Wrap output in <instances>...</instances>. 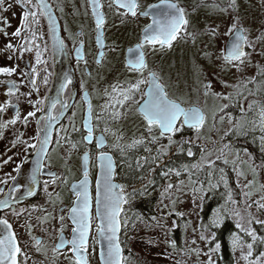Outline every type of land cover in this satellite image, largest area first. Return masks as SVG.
<instances>
[{
	"label": "rangeland",
	"instance_id": "1",
	"mask_svg": "<svg viewBox=\"0 0 264 264\" xmlns=\"http://www.w3.org/2000/svg\"><path fill=\"white\" fill-rule=\"evenodd\" d=\"M177 2L186 10L185 15L190 21L187 33L194 34L195 40L183 32L176 41H173L170 48L155 47V50L148 48L144 52L148 70L157 72L170 98L183 101L184 107L195 105L203 110L207 117L204 129L199 134L185 128L177 132L173 136V141L182 145L178 154L173 155L175 153L169 152V145L174 143L169 144L167 136L160 137L156 128H153L151 134L148 133L142 117L135 111L138 105L131 104L132 110H129L128 105L124 108L115 105L117 111L124 113L117 120L110 119V112H103L102 106L110 102L109 94L118 95V92H113V85L127 87L128 82H135V74L130 73L123 63L124 51L131 43L122 35L124 22L117 23V26L110 23L106 25L107 34L111 36L109 39L113 38V41H107L108 52L98 69L94 129L106 138L107 144L103 151L110 153L118 161V177L123 178L124 187L130 193V198L142 195L144 188L150 186V183L155 186L151 194L157 202L155 215L150 221L139 218L130 209L129 223L123 235L128 243L127 249L133 253H146L148 257L143 260V264H208L209 257L212 264H215L214 252L217 249L215 245L210 246L213 236L208 230L200 231L199 210L205 191L200 181L195 182L191 179L190 170L199 171L201 167L211 168L217 165V168L210 169L215 170L211 178L210 173H207L206 186L213 187L218 185V182L225 186V181L228 180L227 171L217 162L227 159L232 166L236 187L231 191L230 219L236 227L239 224L241 227L238 229L245 233L256 225L255 219L264 220V209L257 210L255 203L259 201L264 204V199H261L264 197V164L255 162L247 150L239 151L232 148L230 142L232 140L229 138L235 129L237 131V122L239 127L243 126V123H250V128L252 121H256L254 126H259L257 113L263 103L255 99L252 93L249 94L247 86L251 84L249 80L253 81L256 78V73L264 72V0H236L235 7L230 6V0H177ZM214 3L218 4H215L216 8L212 7ZM237 22L239 27L246 30L244 34L248 36L249 41L254 43L253 48H248L251 63L241 65V71L224 65L222 59H218L224 53L229 39V36L225 35L226 31ZM212 29H215V36L209 34ZM120 34L123 41H116L115 38ZM257 37L262 39L257 42ZM206 83L211 85L207 96L204 95ZM225 84L229 86L225 87ZM235 85L239 87H233ZM262 88L264 89V85ZM214 94L230 96V99H220ZM111 102L115 104V101ZM249 104L253 105L251 110L248 109ZM224 105L227 107L220 112ZM214 114L217 116L215 121L212 118ZM220 116L224 117L223 122L220 121ZM229 119L232 120L231 124ZM72 123L71 120L65 127L56 131L50 151L51 160H56L55 169L61 167L60 172L66 171L69 167L73 168L80 161V153H75L64 144V135H69L73 130ZM105 126L110 132H103ZM118 136H122L123 139L117 140ZM152 136L157 137V142H151ZM141 138L144 141L142 144L131 149L127 147L133 140ZM186 138L193 144L187 145ZM182 139L186 141L183 142ZM116 144L120 147H114ZM261 146L264 149L262 138ZM183 147L187 148L185 152L181 150ZM120 148L124 151L121 152ZM188 149H191L192 156L188 155ZM14 154L19 158L20 151ZM137 161L141 167H137ZM210 162H214L211 167ZM194 165L197 167H193ZM176 172L180 175L176 176ZM66 173L69 174L66 177H70V181L77 176L75 172ZM61 179H49L47 182L55 185L61 182ZM169 183L178 188L174 187L166 192ZM250 218H253L252 224L248 223ZM179 219H183V247L180 251L169 253L167 248L171 244L172 231ZM201 235L205 239H200ZM232 249L235 264H257V261L264 264V257L252 259L248 256L247 245L239 241ZM164 252L169 256L167 260L156 257L164 256ZM138 259L141 261L143 257Z\"/></svg>",
	"mask_w": 264,
	"mask_h": 264
},
{
	"label": "flooded vegetation",
	"instance_id": "2",
	"mask_svg": "<svg viewBox=\"0 0 264 264\" xmlns=\"http://www.w3.org/2000/svg\"><path fill=\"white\" fill-rule=\"evenodd\" d=\"M8 2L12 3L13 7L7 12L0 9V17H7L11 24V27H6L0 23V27H6V31L9 33L7 37H5L3 33H0V68L6 67L15 69V71L11 76L0 74V105H6L5 111L0 113V123L15 118L16 111L20 112L21 119L17 121L16 125H8L7 128L0 130L2 131V134H0V181H7L6 184L0 183V189L3 190L0 192V200H2L7 193L8 196L13 197L11 200L29 196L28 192H25V189L31 182L30 176L28 172H26L25 175L20 178L19 173L24 164L29 161V157H31L36 150L27 148V145L24 143H16L15 147H13L17 138L19 137L28 143L37 144L38 147L39 144L33 139V137H35L39 129L44 126L45 122L41 117L48 115L49 111L53 116H59L61 114H64V116L60 124L52 133L48 154L43 162V168L54 170L56 174L54 176L40 174L39 189L34 197L13 206L0 209V219H7L17 235L18 241L23 250L20 257L22 264H24L25 261L26 264H74V256L70 251V246H66L59 252H54L53 249L60 243L61 235H63L65 240L72 239L73 233L71 229L74 225L69 218V213L76 200V195L71 190V185L75 182H79L83 178L81 161L86 152L90 158L87 167L90 180V192L93 197V223L90 237L95 236L97 220L95 219L94 188L98 170L97 156L101 152L96 146L98 133L94 129V120L97 109V100L95 96L99 80L98 69L108 52L107 41H113V38L109 39L111 36H108L107 34L106 25L107 23H110L111 25L117 26V23L124 22V34L122 35H125L127 39L126 41H131L126 47L123 56V63L126 67V52L140 43L143 35L142 30L147 24L151 23V17H145L143 15H138L137 17H132L131 15L125 16L122 15L125 10L118 8L115 5L114 0H98V3L101 5V7H99V12L105 21L101 28L103 30L102 37L104 41L103 56L98 58V30L96 28V16L93 14L91 0H46L52 10L56 27L59 28V38L63 42L64 50L71 62L74 73V76L68 75L66 77L67 79L64 78L66 87L63 88V92L58 99L59 102L56 104V107L52 109L49 105L51 101L50 92L54 82L53 39L48 28V20L45 17H40L39 25H33V29L36 31L38 38L35 40V43L31 45V52L23 51L21 46H28L25 45V39H30V33H22V36L25 39L11 36V33L19 26L22 17V9L19 5L14 3V0H8ZM159 2L160 0H138L140 8L137 9V11L138 13H141L147 10L149 5L157 4ZM172 2L183 7L177 2V0H172ZM96 11L98 12V10ZM115 40L121 41V34L119 37L115 38ZM8 43L13 44L17 51L13 52L12 50L7 49L6 45ZM155 47L160 48L159 45H156ZM148 48L151 49L152 47L146 46L144 51ZM78 50L80 52V58L77 56ZM37 51L40 52V58L42 61L39 64L36 61ZM9 57H11V59H9ZM145 59L147 62L146 55ZM33 69H35V72H33ZM148 71L155 72L152 69ZM155 73L158 75L157 72ZM147 74L148 72L145 73V77H147ZM45 77H47V83L44 82ZM33 80H35V86L32 84ZM159 82L161 83L160 79ZM12 85L16 86L15 94L9 95V88ZM74 88L76 89V92L74 100L72 101ZM85 94H87L88 101L91 102L93 110L91 123L94 131L91 144H88L83 140V137L87 135V132L83 129L85 113L88 107L87 102L84 99ZM239 96L240 94H238V97ZM38 100L42 103L36 104V101ZM63 103L68 105L67 108L63 107ZM262 105L264 106V104ZM37 108H43L44 110L37 111L36 117H29L28 124L25 126L23 123V117L30 111H36ZM71 120L73 121V130L69 135H64V144L66 147L72 148L75 153H80V161L77 162L73 168L69 167L66 170L67 172L77 173L76 178L70 181V177H66L69 176L68 173L65 174L66 171H59L61 167L58 170L55 169L57 166L55 163L56 160H51L50 151L56 131L65 127ZM37 121H39V125ZM21 133H23L22 136ZM73 144L76 145L75 148L72 147ZM17 151H20L19 158L14 154ZM5 161L8 162L5 163ZM117 162L118 161L116 160L117 167L115 181L120 185H124L123 178L121 179L118 177L119 166ZM17 167L20 168L19 172L15 171ZM54 178L62 179L61 182L55 185L47 183V190H45V182ZM153 185V183H150V186L144 188L143 194H140L139 197H131L133 198L132 201H130L131 198L129 195V203L124 206L128 218L130 216V202L136 201L140 197L155 198L151 194L153 189H155V186ZM13 187L18 190L13 191ZM22 193L25 195H21ZM126 193L128 192L126 191ZM14 213H19V215ZM134 214L137 216L138 213ZM61 215L64 217L63 221L60 219ZM123 215L124 214H122V219ZM29 225H31L30 229ZM61 228H63V233H61ZM125 229L126 227L121 228L120 241L121 246L124 249V255H129V250L127 249L128 243L123 236ZM33 238L41 241L38 246L39 251H37V245ZM173 242V236L171 235V244L167 248L169 253L177 251L176 246H172ZM95 247L97 250L96 253L89 256L90 264H99L98 244L95 245ZM91 250L92 240L90 238L89 251L91 252ZM23 253H27V256L25 257ZM140 255H142L141 258L143 257L142 262L148 257L144 252ZM156 257L158 259L160 257L167 260L169 256L164 252V256L160 255Z\"/></svg>",
	"mask_w": 264,
	"mask_h": 264
},
{
	"label": "snow or ice",
	"instance_id": "3",
	"mask_svg": "<svg viewBox=\"0 0 264 264\" xmlns=\"http://www.w3.org/2000/svg\"><path fill=\"white\" fill-rule=\"evenodd\" d=\"M93 5V14L96 16V28L100 30L105 21L101 14L96 10L101 7L98 3V0H91ZM16 5H19L22 9V17L19 22V26L11 33V36L25 39L22 36V33H30V39H25V45H22L23 51H32V44L35 43V40L38 38L36 31L33 29V25H39L40 17H45L48 20V28L52 34V39L54 46L58 49L63 48V42L60 40L57 33L56 22L52 15V10L46 0H14ZM114 3L118 8L124 9L125 11L122 15H131L132 17H137L138 15H143L145 17H151V23L147 24L142 30V39L140 43L136 45L134 49L130 48L128 51L130 54L135 55V59L128 60L126 67L129 72L135 74V82H128L127 87L113 85V92H118V95H110V102L102 106L103 112H110V119L117 120L121 118L124 113L117 111L115 105H119L121 108H124L125 105H128L129 110L131 109V104H136L138 107L135 111L142 117L146 130L149 134L152 133L153 128L159 130V136L165 137L167 134V139L169 144L174 143L173 136L180 131H183L185 127L194 130L196 133H200L207 122V117L202 109L197 106L184 107L183 101H178L177 99L170 98L168 92L165 90V87L159 82V77L155 72L148 71V64L145 59L144 49L146 46H150L155 50V46L159 45L161 49L164 47H171L172 42L177 39L181 32H184L188 35H191L193 40H195V35L192 33H187V28L189 26V19L185 15V8L180 7L177 3L172 2V0H160L159 4L149 5L147 10L138 13L137 9L140 8L138 0H114ZM7 5V6H5ZM236 0H230V6L235 7ZM11 7L12 3H9L8 0H0V9L4 12H7ZM213 8H216L217 5L213 4ZM62 11V9H61ZM221 11H226V9H221ZM0 23L6 27H11V24L7 17H0ZM6 27H0V33H3L5 37L9 35L6 31ZM245 29L238 26L237 23L228 28L225 35L231 38L230 45L226 46L225 52L222 53L218 59H222L224 65L235 68L237 71H241V65L246 63H251L250 53L246 51L248 48H253L254 43L250 42L248 36L245 35ZM210 35L215 36V29L210 30ZM42 38V37H41ZM262 38L257 37V42ZM100 36H97V43L99 44ZM82 47V45H81ZM7 49L12 50L13 52L17 51L13 44L8 43L6 45ZM38 48V45H37ZM77 56L80 58V52L77 51ZM103 53H101V57ZM11 59V57H9ZM36 61L41 63L40 52H36ZM259 68V66H257ZM15 69L10 68H0V74H6L11 76ZM148 72L147 77H145V72ZM35 72V69H33ZM260 75H264V72H259ZM67 79V78H66ZM44 82L47 83V77L44 78ZM70 82V81H68ZM252 83V80L248 81ZM33 86H35V80L32 81ZM146 86V87H142ZM229 85L225 84V87ZM66 87L65 85L61 86ZM204 95H208V90L211 87L210 84H205ZM233 87H239L235 85ZM16 86L12 85L9 88V95H14ZM139 94V99L137 95ZM251 94V93H249ZM218 95L220 99L228 100L230 96ZM242 95V94H241ZM85 101L87 102V116L85 119L84 127L87 131V135L83 137V140L88 144H91L93 141V126H92V104L88 101V96L85 94ZM111 101H115L113 104ZM59 101H53L52 109L56 107V104ZM41 101H36V104H41ZM67 104L63 103V107L67 108ZM6 105H0V113L5 111ZM35 107V105H34ZM227 105H224L220 108V112L224 111V108ZM253 107L252 104L248 105V109L251 110ZM43 108H37L36 111H30L26 116L23 117V123L25 126L28 124L29 117H36L37 111H43ZM258 120L260 130L264 132V106H261L258 113ZM99 118V117H98ZM213 120L217 119L216 114L213 115ZM21 119L19 111H16L15 118L7 120L6 122L0 123V130H3L8 127V125H16L17 121ZM44 120V126L39 129L37 135L33 137L39 144L28 143L17 138V141L13 144L15 147L16 143H24L27 145V148L35 149L37 159L35 161L36 167L32 171L30 181L32 184L37 182L38 174L41 172L43 167V160L48 154V147L51 142L52 136V126L53 122L58 120L57 116L49 114L41 117ZM220 121L223 122L224 117H219ZM39 125V121H37ZM229 123H232V120L229 119ZM253 125L256 124V121H252ZM236 127H239V122H237ZM104 133L110 132V129L105 126L103 129ZM2 134V131H0ZM23 133H21V136ZM115 136L116 134L113 133ZM123 139L122 136H118L117 140ZM264 140V137H262ZM143 139H135L131 144L127 145L128 148H133L138 144H142ZM151 142H157V137L152 136ZM59 144V140L57 141ZM96 146L100 149L105 148V137L102 134L100 137L96 138ZM73 148L76 147L75 144L72 145ZM114 147L119 148V144L114 145ZM227 147V145H225ZM148 150V149H146ZM120 151L123 152L124 149L120 148ZM188 155L192 156L193 153L191 149H188ZM220 157L218 156L217 159ZM89 155L86 152L84 160V171L83 179L79 182L78 185H73V191L77 197L74 202V206L70 210V219L74 225L71 229L73 236L71 240H65L63 235L60 237V243L56 245L53 249L54 252H59L61 249L66 246H70V251L74 256V264H90L89 256L96 253L95 245H99V264H127V258L124 255V249L121 246L120 241V231L122 227H127L129 223V218L125 212V205L129 203V195L125 191L124 185L116 184L113 182L114 178V168L112 157L109 156L106 152L101 151L97 157L100 167V173L96 180L95 188V219L98 221L95 228V236L90 237L92 231L93 223V197L89 192V172L87 170V164L89 162ZM203 159V157H202ZM8 161H5L7 163ZM225 164L228 163L227 159L223 161ZM214 162L209 163V167L212 166ZM137 167H141L140 162L137 161ZM193 167H197L194 165ZM16 172L20 171V168L15 169ZM223 171V170H221ZM180 173L176 172V176H179ZM223 180V176L221 177ZM0 183H7V181H0ZM47 181L45 182V190H47ZM181 183H183L181 181ZM177 187L169 183L165 191L167 192L170 189ZM225 187H227V182L225 181ZM17 191L15 187L12 189ZM3 190L0 189V192ZM31 189L28 191V195H32ZM250 195V194H249ZM13 197L9 196L2 201H0V209L10 206V201ZM228 199L231 200V193L228 195ZM264 199V197H261ZM257 205V210L264 209V204L259 201L255 202ZM251 207V205H249ZM19 215V213H14ZM122 214L123 219H122ZM182 215V214H180ZM251 215V214H250ZM61 221L64 217L61 215ZM249 224L253 223V218H250L248 221ZM256 224L264 225V220L255 219ZM215 224V221H213ZM237 227H241L237 224ZM31 225H29V229ZM61 233H63V228H61ZM30 234V232H29ZM246 234L252 238V241L255 242L257 239H261L264 242V238H260L256 235L255 229L246 230ZM92 240V250L89 251V241ZM35 240V238H33ZM200 239H205L201 235ZM41 241L35 240L37 245V251H39V244ZM195 243V240H193ZM238 243V238L233 239V247L235 248ZM173 247L175 244L173 242ZM249 252L248 256L252 255L253 244L249 243L247 245ZM215 248L218 250L220 248L219 244L215 245ZM22 248L18 241L16 233L12 229V225L7 219H0V264H22L20 257L22 255ZM26 257L27 253H23ZM264 256V253L261 254ZM247 259V257H245ZM26 264V261L24 262ZM208 264H212L211 258L209 257ZM257 264L259 262L257 261Z\"/></svg>",
	"mask_w": 264,
	"mask_h": 264
},
{
	"label": "trees",
	"instance_id": "4",
	"mask_svg": "<svg viewBox=\"0 0 264 264\" xmlns=\"http://www.w3.org/2000/svg\"><path fill=\"white\" fill-rule=\"evenodd\" d=\"M248 51V49H246ZM261 72V71H259ZM256 73V78L253 82L248 85V92L253 94V97L264 104V75ZM237 99V97H236ZM250 123H243V126L237 128L229 135L232 141V148L235 150H247L251 155L253 160L257 163L264 164V149L261 146V138L264 136V133L260 130V126H254ZM183 142L188 144H193L186 138L182 139ZM182 142V141H181ZM182 144L176 142L172 145H169L171 153L173 155L178 154L179 148ZM181 150L184 152L187 148L183 147ZM221 164L227 171V182L228 187H225L220 182L218 185L208 187L206 186L205 178L207 173H210V178L215 174V170H211L217 165H213L211 168L201 167L199 171L196 169L190 170L191 179L195 182L200 181L202 189L205 191L204 196L200 202L199 210V220H200V231L208 230L212 234V240L210 246L219 244L220 248L214 252L215 264H235L234 255H233V239L238 238L239 243L248 245L249 243L253 244L252 259H258L264 253V242L261 239H257L255 242L252 241V238L248 236L245 232H241L234 222L230 219V200L228 199L229 193L232 190L236 189L234 184V175L232 166L229 163L225 164L224 162H217ZM158 167V166H157ZM217 168V167H216ZM158 170V168H157ZM129 180V179H128ZM216 182V181H215ZM217 183V182H216ZM156 198H139L136 201L131 202L130 209L134 213H138L139 218H145L150 221V219L155 215V205ZM183 219H179L177 222L176 228L172 231V236L176 250L180 251L182 249V237L184 235L183 229ZM215 221V224H213ZM255 229L256 235L260 238H264V225L256 224L253 226ZM131 253V256H130ZM142 254V253H141ZM127 258V263L129 264H143L142 260L138 261V258H141L142 255L136 252L133 253L129 251V255H125Z\"/></svg>",
	"mask_w": 264,
	"mask_h": 264
},
{
	"label": "water",
	"instance_id": "5",
	"mask_svg": "<svg viewBox=\"0 0 264 264\" xmlns=\"http://www.w3.org/2000/svg\"><path fill=\"white\" fill-rule=\"evenodd\" d=\"M159 3H157V4H159ZM97 10H98V13L101 14L99 12V8ZM57 33L59 35V28H57ZM97 33H98L97 36L98 35L100 36V41H101L99 44L97 43V45L99 47V55H98V58H100L101 57V53H103V47H104V41H103V37H102L103 30L100 29V30L97 31ZM230 43H231V38L229 37V39L227 40L226 46L227 45H230ZM226 46H225V49H226ZM135 47L136 46H134L132 49H134ZM52 50H53L54 82H53V86H52V89H51V92H50V99H51L50 105H49L50 107L52 106L53 101H58V99L61 97V94H62L63 88H64V87L62 88L61 86L62 85H65L64 78H66L68 75L74 76L71 62H70L69 58L66 55V52L64 50V47L62 49H58L57 47L54 46V42L52 41ZM130 59H135V55L134 54H130L129 51L127 50V52H126V63ZM73 84H74V82H73ZM75 92H76V89L74 88L72 101L74 100ZM63 116H64V114H61V115L57 116L58 117V120L55 121V122H53L52 133H53L54 129L60 124ZM86 116H87V110H86L85 118H84V122H83V129H84L85 132H87L86 129H85V127H84V123H85ZM101 135L102 134H98L97 135V138L100 137ZM166 136H167V134H166ZM105 145H106V139H105ZM49 147H50V144H49ZM49 147H48V150H49ZM103 149L98 148V150H103ZM107 154L112 157V160H113V168H114V174L113 175H115V171H116V167H117L116 166V161H115L114 157L110 153H107ZM83 157H84V155H83ZM83 157H82V161H81V166H82L81 172H82V174H83V171H84V168H85ZM36 159H37V155H36V152H35L31 157H29V161L26 164H24V166L22 167V169H21V171L19 173V177L20 178H22L25 175L26 172H28L29 176L31 177L32 171L36 167V164H35ZM43 162H44V160H43ZM97 164H98V170H97V175H96V179H95V188H96V180H97V178L99 176V173H100V167H99L98 160H97ZM87 170H88V167H87ZM40 174H43L45 176H54L56 174V172L54 170H49V169H46V168H43L42 167L41 172L38 174L37 182L35 184H32L30 182L28 184L29 186H27L26 189H25V192H28L29 189H31V191H32L33 194L32 195H29V196H27L25 198H19V199L11 200L10 201V206H13L15 204L24 202L25 200L34 197V195L38 192V189H39V176H40ZM79 182H75V183H73L71 185V190L72 191H73V185H78ZM113 182L116 183V184H118L115 181V178H113ZM95 188H94V194H95ZM89 192H90V180H89ZM23 193L21 195H25ZM74 194H75V192H74ZM90 194H91V192H90ZM6 198H9L8 193L5 195V197L2 200L6 199ZM76 199H77V197H76ZM2 200H0V201H2ZM73 206H74V204H73ZM69 218H70V213H69ZM97 223H98V221H97ZM98 260H99V256H98Z\"/></svg>",
	"mask_w": 264,
	"mask_h": 264
}]
</instances>
